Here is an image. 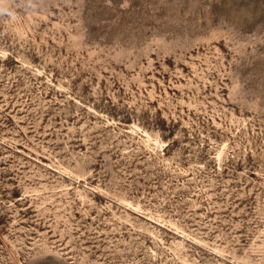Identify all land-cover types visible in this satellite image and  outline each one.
<instances>
[{
    "label": "rangeland",
    "instance_id": "obj_1",
    "mask_svg": "<svg viewBox=\"0 0 264 264\" xmlns=\"http://www.w3.org/2000/svg\"><path fill=\"white\" fill-rule=\"evenodd\" d=\"M0 264H264V0H6Z\"/></svg>",
    "mask_w": 264,
    "mask_h": 264
},
{
    "label": "clouds",
    "instance_id": "obj_2",
    "mask_svg": "<svg viewBox=\"0 0 264 264\" xmlns=\"http://www.w3.org/2000/svg\"><path fill=\"white\" fill-rule=\"evenodd\" d=\"M5 3H6V0H0V13L6 14V15H11V13L8 11V9L4 7Z\"/></svg>",
    "mask_w": 264,
    "mask_h": 264
}]
</instances>
